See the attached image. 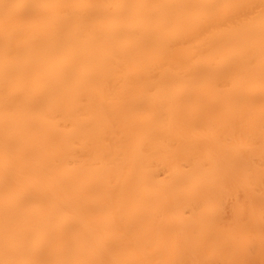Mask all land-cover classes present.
I'll return each mask as SVG.
<instances>
[{"label":"bare ground","instance_id":"bare-ground-1","mask_svg":"<svg viewBox=\"0 0 264 264\" xmlns=\"http://www.w3.org/2000/svg\"><path fill=\"white\" fill-rule=\"evenodd\" d=\"M0 264H264V0H0Z\"/></svg>","mask_w":264,"mask_h":264}]
</instances>
